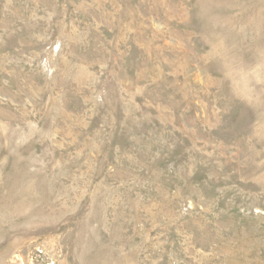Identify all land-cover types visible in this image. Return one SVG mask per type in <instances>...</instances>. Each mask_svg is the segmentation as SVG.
<instances>
[{"label": "rangeland", "instance_id": "374dc122", "mask_svg": "<svg viewBox=\"0 0 264 264\" xmlns=\"http://www.w3.org/2000/svg\"><path fill=\"white\" fill-rule=\"evenodd\" d=\"M0 264H264V0H0Z\"/></svg>", "mask_w": 264, "mask_h": 264}]
</instances>
